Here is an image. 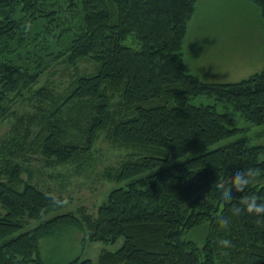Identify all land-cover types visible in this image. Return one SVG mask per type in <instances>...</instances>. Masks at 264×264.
<instances>
[{"label":"trees","instance_id":"1","mask_svg":"<svg viewBox=\"0 0 264 264\" xmlns=\"http://www.w3.org/2000/svg\"><path fill=\"white\" fill-rule=\"evenodd\" d=\"M251 1L264 33V0ZM197 3L0 0V125L11 122L0 141V264H51L41 240L71 228L82 234L83 248L123 244L103 249L97 263L73 258L57 264H264V213L242 206L246 197L264 199V184L236 191L229 183L247 167L264 173V143L241 138L190 156L264 126V67L235 83L204 81L191 72L183 48ZM60 61L72 68L90 61L97 72L76 78L66 95L49 87L33 91ZM77 102L94 112L81 144L79 127L58 124ZM19 103L31 110L18 114ZM71 131L76 139L65 140ZM101 134L129 150L127 160L102 174L124 185L110 190L95 214L45 219L67 197L34 182L31 163L54 168L83 159L89 167L86 155ZM219 184H227L230 199H221ZM220 218L228 224L221 226Z\"/></svg>","mask_w":264,"mask_h":264},{"label":"rangeland","instance_id":"2","mask_svg":"<svg viewBox=\"0 0 264 264\" xmlns=\"http://www.w3.org/2000/svg\"><path fill=\"white\" fill-rule=\"evenodd\" d=\"M183 56L192 71L204 81L235 83L258 73L264 67V33L259 7L251 0H198L197 11L184 41ZM96 72V64L90 61H80L76 68L60 61L40 75L32 90L49 87L55 89L58 95H66L70 84L76 78L90 76ZM80 104L77 102L66 107L59 117L58 124L62 130L67 127L71 129L79 127L82 132L77 137L81 144L87 135L83 130L91 121L94 112L91 107L82 108ZM15 110L21 114L30 111L31 107L19 103ZM240 126H243L241 122ZM10 129V121L0 125V141L8 137ZM75 134L77 135L71 131L69 135L64 134L63 138L72 141L76 139ZM241 138L253 144L264 143V126L252 127L244 133L206 150L196 151L190 156ZM128 154L129 150L111 146L105 134H101L92 151L86 155V164L91 163L89 167L88 165L83 167L81 164L83 159L74 164L54 168L32 162V170L27 165L35 174L34 182L67 197V202L61 210L44 218L69 212H74L78 216L84 212L95 214L98 206L107 199L108 192L124 185L103 180V172L109 167H118L127 160ZM23 177L28 176L24 174ZM246 178L250 179L248 186L264 184L262 172ZM38 224L39 222H33L31 226ZM193 234L195 233L190 237L194 239ZM81 241L82 234L73 228L57 237L43 239L41 240L43 258L51 264L64 263L73 258L91 259L97 263L103 249L116 251L123 244V239H119L115 244L93 242L87 243L83 248Z\"/></svg>","mask_w":264,"mask_h":264},{"label":"clouds","instance_id":"3","mask_svg":"<svg viewBox=\"0 0 264 264\" xmlns=\"http://www.w3.org/2000/svg\"><path fill=\"white\" fill-rule=\"evenodd\" d=\"M245 173H252L255 175V169L251 167L244 168V170L232 173L230 175L229 183L231 184V188H234L236 191H242V187L244 185L249 184L250 179L245 177ZM221 187H223V191H221ZM216 191L220 193L221 199L228 200L231 198L229 193V187L227 184L225 185H217ZM243 210L248 212L255 213H264V199H260L256 196L246 197L242 200ZM242 210L240 206L234 209L236 213H239ZM264 219V217H262ZM219 223L221 226H225L228 224V220L225 218H220ZM221 244L228 246L230 245V241L228 239H222L220 241Z\"/></svg>","mask_w":264,"mask_h":264},{"label":"bare ground","instance_id":"4","mask_svg":"<svg viewBox=\"0 0 264 264\" xmlns=\"http://www.w3.org/2000/svg\"><path fill=\"white\" fill-rule=\"evenodd\" d=\"M254 5H256V4H254ZM256 6H257V5H256ZM257 7H259V6H257ZM190 70H191V72H193L192 69H190ZM193 73H194V72H193ZM194 74H195V73H194ZM195 75H196V74H195Z\"/></svg>","mask_w":264,"mask_h":264},{"label":"crops","instance_id":"5","mask_svg":"<svg viewBox=\"0 0 264 264\" xmlns=\"http://www.w3.org/2000/svg\"><path fill=\"white\" fill-rule=\"evenodd\" d=\"M244 77V76H243Z\"/></svg>","mask_w":264,"mask_h":264}]
</instances>
